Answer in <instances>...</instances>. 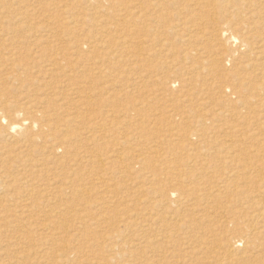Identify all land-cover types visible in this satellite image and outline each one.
Wrapping results in <instances>:
<instances>
[{
	"label": "bare ground",
	"instance_id": "1",
	"mask_svg": "<svg viewBox=\"0 0 264 264\" xmlns=\"http://www.w3.org/2000/svg\"><path fill=\"white\" fill-rule=\"evenodd\" d=\"M24 1L0 23V264H264V159L244 148L264 132V0H60L47 25ZM153 57L169 93L148 97L183 109L109 114ZM201 79L221 88L194 109Z\"/></svg>",
	"mask_w": 264,
	"mask_h": 264
},
{
	"label": "rangeland",
	"instance_id": "2",
	"mask_svg": "<svg viewBox=\"0 0 264 264\" xmlns=\"http://www.w3.org/2000/svg\"><path fill=\"white\" fill-rule=\"evenodd\" d=\"M3 1V0H2ZM26 1V2H25ZM24 1V5H29L30 3H32L33 5L31 6V4H30V6L31 7H34L36 10H37V14L36 13H32V16H31V19L32 20H34L35 22H36V19H37V21H38V19H39V21L37 22V23H43V25L44 24H48V22H46V21H50V20H53V17L54 18H56L57 17V20L58 19H62L61 17H59V14H60V11L59 10H61V9H63L62 7L64 6L63 4V6L62 5H60V7H59V5H58V2L60 1V0H53L54 1V3L53 2H51V7L48 5V4H50V0H37V1H35V3H34V0H28V3H27V0H25ZM32 1V2H31ZM6 2V3H5ZM4 3V5L6 6H4V11L5 12H7V14L5 13V18H4V20H6V19H8L9 20V18H11L10 20L12 21L13 19H12V15H13V18H16L20 13L19 12H24V11H19V10H17V9H13L12 7H11V4H10V0H6ZM9 2V3H8ZM39 3H40V5H39ZM10 4V5H9ZM53 4V5H52ZM67 4L69 5V7H72V8H74V7H76L77 5H74V1L72 0H69L68 2H67ZM9 5V6H8ZM35 5V6H34ZM38 5V6H37ZM10 7V8H8V7ZM42 7H44L43 9H39V8H42ZM49 7H50V10H49ZM59 7V8H58ZM12 8V9H11ZM120 8H122V7H120V6H118V9H120ZM49 11H48V10ZM51 9H53V10H51ZM12 10V11H11ZM43 10V11H42ZM45 10H47V12L46 13H44V11ZM8 11H9V14H8ZM14 11V12H13ZM44 14H43V13ZM10 13L12 14V15H10ZM16 13V14H15ZM38 13H41V15L43 16V17H41V15H38ZM52 14V16H51V18H50V15ZM6 15H10L9 16V18H8V16H6ZM17 15V16H16ZM35 15V16H34ZM58 15V16H57ZM16 16V17H15ZM40 16V18H38ZM7 17V18H6ZM23 17V16H22ZM21 17V18H22ZM29 16H25V19L24 18H20V19H14V20H19V21H23V19H24V21L26 22V21H28L29 19H30V17H29V19H27L26 20V18H28ZM33 17V18H32ZM3 18H2V20H3ZM43 18V19H42ZM30 19V20H31ZM41 19H42V21H41ZM48 19H50V20H48ZM1 20V21H2ZM6 20V21H3L4 23H2V22H0L1 24H2V26L4 27V28H6V26L8 25V24H11V21L9 20ZM28 21L29 23H35V22H33V21ZM44 20H46L45 22H44ZM23 21V22H24ZM7 22V23H6ZM6 23V24H5ZM0 24V25H1ZM59 24H61V22H59ZM16 26V24H14V25H12V27H15ZM11 27V28H12ZM50 27L52 28V27H54V26H52V25H50ZM183 55H180L179 56V58L178 59H180L181 57H182ZM158 57V56H157ZM229 66V65H228ZM131 67V66H130ZM129 66L128 67H126V71L127 72H131L130 74H129V76H130V78H133V77H137V71L135 72L133 69H132V67L130 68ZM129 68V69H128ZM130 70V71H129ZM134 71V72H133ZM143 71V70H142ZM154 71V72H153ZM133 72V73H132ZM167 72H168V69H166L165 67H163V65H162V63H161V60L160 59H158V58H156V57H153V59H152V61H151V64H150V66H149V75L148 76H146V78H145V81L140 85V88L142 87V89H141V93H139V89H138V93L135 91V90H133V92H130V88L128 87H126L125 85H127V83H125V84H123L125 81H123L124 80V77L123 78H121V79H119L120 80V82L118 83V87L116 86V87H109L108 89L109 90H107V93H110V92H112V90H110V88H112L113 89V92H114V94H113V92H112V94L111 95H109L108 96V94L107 93H103V97L104 98H106V99H109L108 101L110 102V103H108L107 104V107H104V109L106 110V111H109V114H111L110 113V111L111 112H114L113 111V108L115 109H117L118 108V110H123V106H125L126 104V107H128V106H132L133 104H135V103H139V102H143L144 104H146V105H148L147 107H145V109H146V111L145 112H147V113H149V114H154V113H156V112H161V113H163V111H165V110H168V112H169V115L171 114L170 113V111H169V108H175V109H177V108H181V109H183V107L182 106H177V101L176 102H172V101H170V100H168L167 99V101H164V100H161V102L160 103H158V104H155L154 102H152V99L150 98V97H148V95H147V92H150V91H152V90H159V96H160V99H162V95H164V94H167V93H169L168 91H167V87L165 86V85H163V84H161V83H159V82H155V78H156V76H154L155 74H158V76L157 77H163V76H165L166 74H167ZM115 73H116V75H115ZM136 74V76H134L135 74ZM145 72L143 71V73L142 74H144ZM133 74V75H132ZM119 75H122V74H120V73H118V71H116V72H112V76L114 77H111L110 79L111 80H109V84H110V82H112L111 84H114V83H117L116 81L118 80V77H119ZM145 75V74H144ZM115 76H117L116 77V79H115ZM132 76V77H131ZM193 76H197L196 74H194ZM72 77V76H71ZM208 79L210 78V76H208L207 77ZM93 79H95V77L93 78ZM100 79V78H99ZM112 79H113V81H112ZM116 80V81H115ZM106 81H107V79H106ZM115 81V82H114ZM122 82V83H121ZM199 83H200V87H199V89H198V92L196 93V95H195V97L193 98V101H192V105L194 106V109H198L197 107H196V105H197V103H198V99H199V97L201 96V94H205L206 92H208L209 90L210 91H212V90H218V89H220L221 88V85H220V82L219 83H217V81H215V83H213L212 81H204L203 79H201L200 81H199ZM87 84V86L85 87V88H87L88 86H90L91 84L90 83H84L83 85H86ZM120 84H122V85H120ZM124 85V86H123ZM129 85V84H128ZM104 86H105V83H104ZM121 86H123V87H121ZM121 88V90H120V88ZM115 88H117L116 90H115ZM127 88V89H126ZM63 89H65V88H63ZM123 89H126L127 91H125V90H123ZM66 90H68V88L66 89ZM90 90V92L91 93H93V91H91V87H88V89L86 90V89H83V91H89ZM123 90V91H122ZM67 92V91H66ZM124 93V95H123V93ZM130 94H129V93ZM134 92H136V93H134ZM115 93H119L118 94V96L117 97H113L114 95L116 96L117 94H115ZM123 95H121V94ZM107 94V95H106ZM126 94H129V95H127L126 96ZM133 94H135L134 96H133ZM126 96V97H125ZM131 96H132V99H131ZM109 97V98H108ZM122 99H121V98ZM134 97V98H133ZM42 98H46L45 96H41V99ZM93 99H94V96H93ZM120 99V100H119ZM135 99H136V101H135ZM110 100H112V102L110 101ZM119 100V101H118ZM72 101H75V102H77V100H72ZM112 103H115V104H112ZM131 103H133L132 105H130ZM179 103V102H178ZM77 104V103H76ZM123 105V106H122ZM109 106V107H108ZM121 108H120V107ZM137 107V106H136ZM108 108L109 109H111V110H108ZM215 108V101H212L211 102V104L209 105V106H207V107H204V108H200L199 110L202 112V113H205V112H208V111H212L213 109ZM85 111V110H84ZM250 116V115H249ZM251 116H253V114H251ZM112 117V116H111ZM113 118V117H112ZM116 120V119H115ZM117 120H118V118H117ZM116 120V121H117ZM256 131H259V133H256V135H252L250 138H248V140H247V143H245V145H244V148H248V149H252L251 148V146H252V144L254 143V147H253V150H255V152H259L260 153V155H261V158H263L264 159V144H263V141H264V132L263 131H261V130H259V129H257ZM241 145H240V142H238L237 144H236V148H241L240 147ZM244 148H242L243 150H244ZM115 164H113V166H114ZM112 165L110 166L112 169L114 168V169H116V166H118V164L116 165V166H114L113 167ZM109 167V168H110ZM118 168V167H117ZM93 180H95L94 178H93ZM123 180H125V181H123ZM118 181V180H117ZM116 181V182H117ZM122 181H123V183L125 182V184H123V183H121V181L119 180V185L120 186H125L126 184H129L130 183V180L128 179V178H125V179H122ZM95 182H97L96 180H95ZM95 182H92V184L91 185H93L94 186V184L93 183H95ZM98 183V182H97ZM89 186L90 188H93V186ZM112 186H114V184H112ZM112 186H110V187H108V189H110ZM95 187H97V188H95ZM101 187H103L101 184H97V185H95L94 186V190H96V189H98V191H100V192H98L97 190L95 191V193H93L94 194V196L91 198L92 200L91 201H95L96 199H97V197L99 196L98 195V193H100L101 195H103V191H105V189H107L106 188V186H104L103 187V191H102V188ZM99 188L101 189V190H99ZM105 188V189H104ZM110 190H112V188L110 189ZM96 198V199H95ZM116 204L118 205V203H115L114 205L112 204L111 205V207L112 208H115V206H116ZM53 205H52V203H50V207H52ZM116 207H118V206H116ZM119 209H121L120 207H119ZM48 211V209H46V211H44V212H41L42 214L44 213L45 215H48L50 212H47ZM95 210H93V212H94ZM63 212L64 211H62V214H63ZM122 212V210L119 212V214ZM16 213V212H15ZM66 213V211L64 212V214ZM100 213V212H99ZM73 213H71L70 212V214L68 213H66V217L68 218V217H70V218H68L69 220H70V222L73 220V217L74 216H70V215H72ZM88 213H86V215H87ZM90 214V213H89ZM88 214V215H89ZM69 215V216H68ZM102 215V214H101ZM60 217V216H59ZM115 217V218H114ZM113 217V220L116 222L115 224H118V222H117V220H119L118 218V215H116V216H114ZM118 217V218H117ZM61 218V217H60ZM116 218H117V220H116ZM58 222H60V221H62V219H60V220H58L57 218H55ZM72 219V220H71ZM25 220H27V219H24L23 221H25ZM110 221V220H109ZM96 226V225H95ZM95 226H93L94 228H95ZM53 228V227H52ZM98 229V228H97ZM99 230H102L100 227H99ZM61 230H56L55 232H60ZM7 246V245H6ZM3 247V246H2ZM2 247H0V250L2 251ZM5 247H3V249H4ZM7 248V247H6ZM5 248V249H6ZM0 251V252H1ZM3 254V253H2ZM3 255H1L0 256V258L2 257ZM15 259V258H14ZM1 260V259H0ZM15 260H17V258L15 259ZM20 261V260H19ZM6 264H9V263H6ZM12 264V263H11ZM21 264H24V262L23 263H21Z\"/></svg>",
	"mask_w": 264,
	"mask_h": 264
}]
</instances>
